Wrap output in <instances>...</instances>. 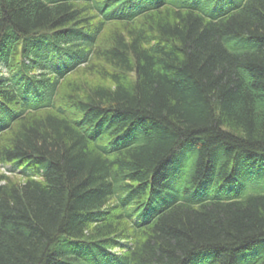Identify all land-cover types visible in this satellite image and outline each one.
<instances>
[{
  "label": "trees",
  "instance_id": "trees-1",
  "mask_svg": "<svg viewBox=\"0 0 264 264\" xmlns=\"http://www.w3.org/2000/svg\"><path fill=\"white\" fill-rule=\"evenodd\" d=\"M222 1L0 0V264H264V0Z\"/></svg>",
  "mask_w": 264,
  "mask_h": 264
},
{
  "label": "rangeland",
  "instance_id": "rangeland-1",
  "mask_svg": "<svg viewBox=\"0 0 264 264\" xmlns=\"http://www.w3.org/2000/svg\"><path fill=\"white\" fill-rule=\"evenodd\" d=\"M188 1H190V2L194 1V2L198 3L201 8L203 7V8H205V10H208L209 5L208 4L204 5V0H188ZM239 1L240 0H223L222 2L219 3V5H217L216 11L221 12V11L228 10L230 7H232L234 4L238 3ZM116 11H117V13H121V14L126 13V12H131L129 7L123 8V9H117ZM0 175H4L8 178H11L10 180H16V181H20V182L24 181V179L20 175L8 172L6 167H3V166H0ZM176 187L177 188L179 187V182L177 181V183L174 184V178H173V181L170 182V188L173 191L174 188H176ZM165 195H166L165 197H163L164 195L161 196L162 197V199H161L162 205H165L171 198L170 196H167V194H165ZM157 199H159V197H157ZM152 203H153L152 204L153 206L156 205L155 201H153Z\"/></svg>",
  "mask_w": 264,
  "mask_h": 264
}]
</instances>
